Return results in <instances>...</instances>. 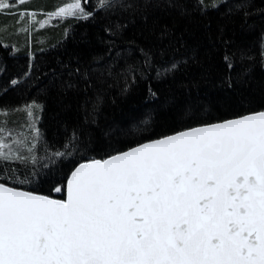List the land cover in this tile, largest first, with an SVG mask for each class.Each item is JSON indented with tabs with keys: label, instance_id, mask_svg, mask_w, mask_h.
<instances>
[{
	"label": "trees",
	"instance_id": "1",
	"mask_svg": "<svg viewBox=\"0 0 264 264\" xmlns=\"http://www.w3.org/2000/svg\"><path fill=\"white\" fill-rule=\"evenodd\" d=\"M65 1L30 0L2 11L34 10L40 21ZM217 3L202 10L198 0H119L88 20L49 18L37 40L21 50L0 42V127L11 132L6 143L27 137L31 145L24 108L41 106L32 109L40 132L37 164H0V175L15 169L8 175L31 182H0L63 198L51 189L83 161L264 110V0ZM85 7L92 10L91 0ZM172 64L174 72L157 75ZM73 133L71 156L55 163L46 158L63 151ZM20 154L30 155L27 147Z\"/></svg>",
	"mask_w": 264,
	"mask_h": 264
},
{
	"label": "snow or ice",
	"instance_id": "2",
	"mask_svg": "<svg viewBox=\"0 0 264 264\" xmlns=\"http://www.w3.org/2000/svg\"><path fill=\"white\" fill-rule=\"evenodd\" d=\"M89 2L71 0L46 15L88 20L97 11L113 10L119 0H91V11L85 7ZM198 5L219 6L217 0ZM14 7L16 0H0V11ZM18 15L31 17L29 25L48 23L36 20L35 12ZM176 68L157 69V75ZM40 107L33 102L24 108L34 133L30 146L27 137L6 143L11 132L0 127V164H37L33 153L40 132L32 109ZM75 140L73 133L63 151L46 158L55 163L53 158L71 156ZM24 147L29 156L20 154ZM10 171L15 173L3 168L0 180L31 182ZM51 191L65 198L0 182V264H264V111L79 163Z\"/></svg>",
	"mask_w": 264,
	"mask_h": 264
},
{
	"label": "rangeland",
	"instance_id": "3",
	"mask_svg": "<svg viewBox=\"0 0 264 264\" xmlns=\"http://www.w3.org/2000/svg\"><path fill=\"white\" fill-rule=\"evenodd\" d=\"M9 2L11 3L12 0H9ZM68 2H71V0H69ZM18 4L19 2L18 0H16V5H17L16 7H20V4L19 5ZM61 6H63V4ZM55 10L56 9H54L53 12ZM22 11L25 12L24 9L21 10L18 9L15 12L0 11V42L5 45H11L15 50H21L22 48H24L25 43H28L30 45L31 41L33 42L36 41L37 29H43L47 26V24H45L43 28H41L40 26L37 27V23H35L32 28L31 27L28 28L29 29L28 31H18V29L26 28V19L28 20L32 19L31 17H24L22 20L21 17L18 15V13ZM26 12H35V11L27 10ZM35 19L37 20V15ZM48 19L49 17H45L40 21H45Z\"/></svg>",
	"mask_w": 264,
	"mask_h": 264
},
{
	"label": "water",
	"instance_id": "4",
	"mask_svg": "<svg viewBox=\"0 0 264 264\" xmlns=\"http://www.w3.org/2000/svg\"><path fill=\"white\" fill-rule=\"evenodd\" d=\"M262 111H264V110H262ZM258 112V111H257ZM253 113V112H252ZM248 114H250V113H248ZM245 115V114H244ZM239 117V116H238ZM233 118H236V117H233ZM233 118H229V119H233ZM226 120V119H225ZM222 121H224V120H222ZM222 121H217V122H222ZM217 122H213V123H217ZM209 124H211V123H209ZM199 126H201V125H199ZM195 127H197V126H195ZM186 130V129H185ZM182 131V130H181ZM172 134H174V133H172ZM169 135H171V134H169ZM161 138V137H160ZM158 139V138H157ZM153 140H155V139H153ZM149 141H151V140H149ZM145 142H148V141H145ZM145 142H143V143H145ZM140 144H142V143H140ZM139 145V144H138ZM138 145H135V146H138ZM135 146H133V147H135ZM130 148H132V147H130ZM129 149V148H128ZM128 149H126V150H128ZM126 150H124V151H126ZM122 152V151H121ZM116 154V153H115ZM112 155H114V154H112ZM108 157V156H107ZM107 157H105V158H107ZM105 158H102V159H105ZM87 161V160H86ZM86 161H83V162H86ZM82 163V162H81ZM76 167V166H75ZM74 167V168H75ZM25 190V189H24ZM26 191H29V190H26ZM37 194H39V193H37ZM41 195H44V194H41ZM53 197V196H52ZM53 198H57V197H53ZM65 198V195H64V197L63 198H57V199H64Z\"/></svg>",
	"mask_w": 264,
	"mask_h": 264
}]
</instances>
